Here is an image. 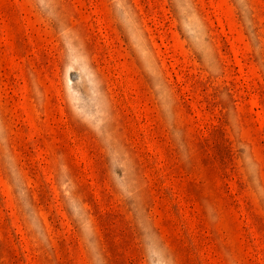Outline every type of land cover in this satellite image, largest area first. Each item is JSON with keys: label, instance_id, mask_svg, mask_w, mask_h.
I'll use <instances>...</instances> for the list:
<instances>
[{"label": "rangeland", "instance_id": "obj_1", "mask_svg": "<svg viewBox=\"0 0 264 264\" xmlns=\"http://www.w3.org/2000/svg\"><path fill=\"white\" fill-rule=\"evenodd\" d=\"M0 264H264V0H0Z\"/></svg>", "mask_w": 264, "mask_h": 264}]
</instances>
